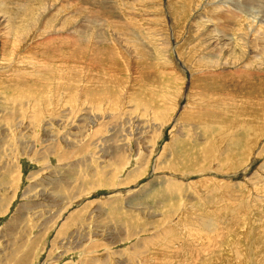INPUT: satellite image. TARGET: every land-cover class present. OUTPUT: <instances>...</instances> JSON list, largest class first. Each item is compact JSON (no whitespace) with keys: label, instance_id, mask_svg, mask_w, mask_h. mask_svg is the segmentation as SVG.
<instances>
[{"label":"rangeland","instance_id":"rangeland-1","mask_svg":"<svg viewBox=\"0 0 264 264\" xmlns=\"http://www.w3.org/2000/svg\"><path fill=\"white\" fill-rule=\"evenodd\" d=\"M263 259L264 0H0V264Z\"/></svg>","mask_w":264,"mask_h":264},{"label":"bare ground","instance_id":"bare-ground-1","mask_svg":"<svg viewBox=\"0 0 264 264\" xmlns=\"http://www.w3.org/2000/svg\"><path fill=\"white\" fill-rule=\"evenodd\" d=\"M63 10H64V9H63ZM13 15H14V14H13ZM8 20H9V19H8ZM10 20H11V19H10ZM68 36H69V35H68ZM61 38H62V37H61ZM166 48H167V47H166ZM44 51H45V50H44ZM31 63H32V62H31ZM48 75H49V74H48ZM41 77H42V76H41ZM59 82H60V81H59ZM58 86H59V85H58ZM26 93H27V92H26ZM67 94H68V93H67ZM89 96H90V95H89ZM111 99H112V98H111ZM111 99H110V100H111ZM15 100H16V99H15ZM98 104H99V103H98ZM225 104H226V103H225ZM225 107H226V106H225ZM210 109H211V108H210ZM226 109H227V108H226ZM221 110H222V109H221ZM224 115H225V114H224ZM211 117H212V116H211ZM209 122H211V121H209ZM208 125H211V123H209ZM220 127H221V126H220ZM209 128H210V127H209ZM168 188H169V187H168ZM172 194H173V193H172ZM246 204H247V203H246ZM238 205H239V204H238ZM243 205H244V204H243ZM236 206H237V205H236ZM236 209H237V208H236ZM240 209H241V208H240ZM236 212H237V211H236ZM239 213H240V212H239ZM239 213H238V215H240ZM241 215H242V214H241ZM241 215H240V217H241ZM236 216H237V215H236ZM238 218H239V217H238ZM241 219H242V218H241ZM236 220H237V219H236ZM239 220H240V219H239ZM237 222H238V221H237ZM240 223H241V222H240ZM262 242H263V241H262ZM262 242H261V243H262ZM256 251H257V250H256ZM257 253H258V252H257ZM255 256H256V255H255ZM238 258H239V257H238ZM241 258H242V257H241ZM260 259H261V258H260ZM260 259H259V260H260ZM241 260H242V259H241ZM255 260H256V258H255ZM257 260H258V257H257ZM263 260H264V259H263ZM261 264H262V262H261Z\"/></svg>","mask_w":264,"mask_h":264}]
</instances>
